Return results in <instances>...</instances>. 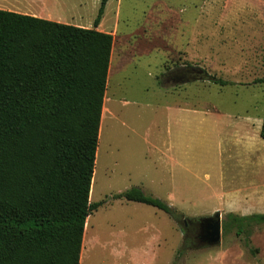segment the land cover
Masks as SVG:
<instances>
[{
    "label": "rangeland",
    "instance_id": "rangeland-1",
    "mask_svg": "<svg viewBox=\"0 0 264 264\" xmlns=\"http://www.w3.org/2000/svg\"><path fill=\"white\" fill-rule=\"evenodd\" d=\"M63 1L56 15L93 28L101 0ZM37 5L48 2L0 0L1 10ZM100 28L119 60L105 95L90 196L100 207L87 220L83 264H264V225L248 235L222 229L220 245L199 247L190 223L264 215V84H255L264 79V0H110ZM190 65L230 84L163 85L164 73ZM135 188L174 214L116 198Z\"/></svg>",
    "mask_w": 264,
    "mask_h": 264
},
{
    "label": "trees",
    "instance_id": "trees-1",
    "mask_svg": "<svg viewBox=\"0 0 264 264\" xmlns=\"http://www.w3.org/2000/svg\"><path fill=\"white\" fill-rule=\"evenodd\" d=\"M109 1L92 29L0 9V264H80L100 207L90 195L114 39L97 29ZM116 198L174 214L141 189ZM252 225L264 215L230 214L222 229Z\"/></svg>",
    "mask_w": 264,
    "mask_h": 264
},
{
    "label": "crops",
    "instance_id": "crops-1",
    "mask_svg": "<svg viewBox=\"0 0 264 264\" xmlns=\"http://www.w3.org/2000/svg\"><path fill=\"white\" fill-rule=\"evenodd\" d=\"M31 2H32L33 6H34V0H31ZM47 2H48V5H44L43 7L39 6V5H37L36 9H34V7H30V8H28L29 11H20V10L12 11L11 9H8V10L6 9L5 11L16 12V13H20V14H23V15H29V16H33V17H37V18H41V19L54 21V22H57V23L67 24L68 22L65 21V19H63L60 15H58V13H57V15L55 14V11L58 9L57 7L64 6L66 3L63 0H47ZM51 5H52V8H49L48 6H51ZM74 26H76V25H74ZM97 30L102 32L100 26L98 27ZM103 33H105V32L103 31ZM118 60H119L118 58H114L113 59V52H112V54H111V62H110V69H109V74H108L107 90H108V85L110 83L111 76H112L113 65L116 64V62ZM175 69L176 68L170 69L168 72L164 73V75L174 71ZM179 85L180 84H171V86H174V87L179 86ZM106 94H107V91H106ZM106 102H107V98L105 99V104L104 105H106ZM104 110H105V106H104L103 111ZM171 110L182 111V112H186L188 114H193V113L197 112L196 110H192V109H184L180 105L179 106L169 105L166 108L167 112L171 111ZM103 114H104V112H103ZM168 127H169V125H168Z\"/></svg>",
    "mask_w": 264,
    "mask_h": 264
},
{
    "label": "water",
    "instance_id": "water-1",
    "mask_svg": "<svg viewBox=\"0 0 264 264\" xmlns=\"http://www.w3.org/2000/svg\"><path fill=\"white\" fill-rule=\"evenodd\" d=\"M213 79V77L205 73V77L200 80L213 81ZM190 223L197 230L198 236L196 240L199 247H215L221 244L222 221L220 213L198 221H190Z\"/></svg>",
    "mask_w": 264,
    "mask_h": 264
},
{
    "label": "flooded vegetation",
    "instance_id": "flooded-vegetation-1",
    "mask_svg": "<svg viewBox=\"0 0 264 264\" xmlns=\"http://www.w3.org/2000/svg\"><path fill=\"white\" fill-rule=\"evenodd\" d=\"M198 68H200V67L191 66V65L190 66H177L174 71L163 75L162 83L164 85H171V84L185 85V84H188L190 82H195V81H198L200 79H203L205 77L206 72L202 68H200V69H198ZM195 232H197L196 229H195Z\"/></svg>",
    "mask_w": 264,
    "mask_h": 264
},
{
    "label": "bare ground",
    "instance_id": "bare-ground-1",
    "mask_svg": "<svg viewBox=\"0 0 264 264\" xmlns=\"http://www.w3.org/2000/svg\"><path fill=\"white\" fill-rule=\"evenodd\" d=\"M100 131H101V127H100ZM100 138L102 139L103 138V136H102V132H99V140H100ZM97 160L96 161H98V159H100V154H97V158H96ZM94 182V184L96 185V181H93ZM93 184V183H92ZM91 194H94V191H92V189H91ZM91 196V195H90ZM87 226H88V221H87V223H86V229H87ZM85 235H86V230H85ZM85 235H84V241H83V246H84V249H83V251H82V254H81V261H80V264H83V262H84V254L85 253H87L86 251H85V242H86V237H85ZM91 254V253H90ZM86 255V254H85ZM89 255V254H88Z\"/></svg>",
    "mask_w": 264,
    "mask_h": 264
}]
</instances>
